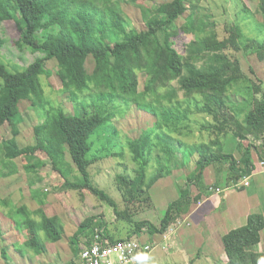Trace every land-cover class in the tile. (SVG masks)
<instances>
[{
  "label": "trees",
  "instance_id": "1",
  "mask_svg": "<svg viewBox=\"0 0 264 264\" xmlns=\"http://www.w3.org/2000/svg\"><path fill=\"white\" fill-rule=\"evenodd\" d=\"M127 1L0 0V52L8 47L9 54H12L8 64L0 58V127L7 122L13 125V136L0 143V175L7 177L19 172L15 161L18 157L37 151L46 152L41 166L37 162L26 163L24 168L31 172L39 166L48 167L61 176L59 189H77L80 192L88 189L107 201L119 220L134 226L128 237H115L103 217H86L70 238L76 257L83 239L90 238L97 226H104L112 240L133 238L134 235L142 239L144 234L149 237L166 234L193 203L202 199L201 194L193 195L191 183L200 186L210 165L214 166L218 177L214 187L222 181L220 176L227 167L226 186L243 190L250 184L245 180L252 174L251 153L255 139L262 141L261 156L264 158V82L260 78L259 81L252 79L237 55L242 50L254 52L264 62V37H245L243 27L237 22L227 24L226 34L221 37L214 19L200 18L191 25L198 38L180 49L175 35L178 29L176 20L188 10V0H165L142 8L146 24L144 30L128 29L126 23L129 20L122 7V3ZM258 6V12L264 19V0H260ZM16 10L20 13L21 35L12 39L6 35L3 25L14 19ZM245 11L250 13L246 8ZM260 26L258 28L263 33L264 26ZM27 46L44 48L46 53L37 54L29 61L17 52L25 51ZM89 56L107 58L113 66V74L95 83L97 92L81 99L83 82L90 81V76L82 72ZM3 57L8 56L5 54ZM13 59L27 62L11 63ZM50 59L58 62L57 72L63 91L73 102L74 112H67L48 100H40L35 93L33 81L47 73V61ZM8 66L16 70L12 71ZM23 66L25 68L19 70ZM141 72L145 75L143 90L139 86ZM236 90L246 92L247 96H242L246 108L230 106L229 97ZM180 92H183V98L179 97ZM198 97L204 105L196 108L213 117L214 123L209 127L216 137L190 144L178 139L172 131L173 128L180 131L181 119L191 110L184 107V102ZM25 98L34 106H40L45 115V142L42 145L21 146L16 138L19 128L14 120ZM203 98L209 102L205 103ZM211 101L228 109L237 122ZM121 108L123 111L128 108L146 111L156 117L152 128L137 138L128 139L137 167L133 175L124 172L116 177L125 208L94 183L90 172L95 162L90 157L93 135L112 122ZM230 139L236 142V147L233 149L231 146V150H227ZM175 147L180 149L177 161L185 170L187 182L178 187L179 196L168 205L160 223L139 218L138 215L156 206L152 188L159 180L172 175L174 162L171 150ZM51 148L65 150L73 164L64 158L55 161L47 153ZM235 149L241 154L239 158L234 153ZM185 152L188 160L182 157ZM195 153L200 156L193 163ZM118 155H124V152ZM152 161L157 166L150 173ZM32 195L41 205L47 202V193L32 189ZM0 202L11 206L9 211H2L12 222L17 227L22 222L31 233V238L26 241L29 247H38L46 252L47 242L63 238L64 225L60 215L49 216L42 207L34 211L26 204L17 208L9 197L0 196ZM36 214H42V218ZM18 215L22 220L17 219ZM263 231L264 212H253L246 224L225 233L221 239L225 264H260L264 259V249H259ZM20 251L23 252L22 249ZM2 253H7L5 247ZM201 254L199 251L197 257ZM6 264L16 263L7 260ZM67 264H76L75 259Z\"/></svg>",
  "mask_w": 264,
  "mask_h": 264
},
{
  "label": "rangeland",
  "instance_id": "2",
  "mask_svg": "<svg viewBox=\"0 0 264 264\" xmlns=\"http://www.w3.org/2000/svg\"><path fill=\"white\" fill-rule=\"evenodd\" d=\"M161 1L165 0H128L127 2H123L122 7L129 20L126 23L128 29H146V24L142 16V8L155 5ZM259 1L260 0H188V10L181 18L176 20L178 29H176L175 35L177 36L176 41L178 42V47L182 49L185 43H189L198 38V34L192 30L191 25L196 23L200 18L214 19L217 23V29L221 37H224L226 34V25L235 22L241 24L244 29L245 37H264V32L262 33V30L258 28L259 24L261 25L260 27L264 26L263 15L261 12H258ZM245 8L248 9L250 13H246ZM19 18L20 13L16 10L14 11V19L5 22L3 25L6 35L12 39H17L21 35ZM258 34H260V36ZM11 45H13V43ZM14 47V49H16V46ZM25 48V51H16L20 55L25 56L29 61H31L33 56L37 54L46 53L44 48L35 49L29 46ZM7 49L8 47L4 48L3 52H0V58L4 63H9V55H12L11 53L9 54ZM244 51L245 50L238 52L237 55L242 61L245 72L255 81H259L260 78L264 82V70H262L264 69V62L259 60L254 52ZM5 54L8 56L7 58L3 57ZM99 58L101 59L89 56L86 65L82 70L84 74L90 76V81L86 84L83 82L84 92L80 95L81 99H87L91 94L97 92L98 89L95 87V83L109 74H113V66L107 58ZM21 62L26 64L27 61L23 62L20 59H13L11 61V63L20 64ZM8 67L12 71L16 70L11 66ZM24 68L25 66L21 67L19 70ZM47 69L48 71L46 74L35 78L33 81L36 95L40 100H48L54 105L63 107L67 112H74L75 106L73 102L69 99L68 94L63 91V85L57 72V60H48ZM139 77V86L140 89L143 90L145 82L144 73L141 72ZM174 85H176V82ZM242 96H247L245 91L236 90L234 93L232 92L229 97L230 106L237 107V109L243 107L246 108V102ZM179 97L183 98V92H180ZM203 100L205 103L208 101L207 98H203ZM188 102L189 104H187ZM188 102H184V107L190 108L191 110L188 111V114L184 119H181L180 131L173 128V135L190 144L210 141L215 138V134L209 127L214 123L213 117L196 108L197 105L199 107L204 105L200 101V98L191 99ZM211 104L223 110L225 114H228L235 121V123L237 122V118L231 114L228 109L219 106L216 101H211ZM14 122L19 128L16 138L21 146L44 144L45 115L40 106H34L29 99H22L20 111L16 115ZM155 122L156 117L146 111H138L132 108L123 111L121 108L117 110L112 122L104 125L93 135V149L90 153V157L94 158L95 162L90 167L92 179L97 186L104 189L112 198H114L122 208H125V202L121 191L118 188L116 177L119 173L124 172L133 175L134 170L137 167L128 146V139L139 137L144 131L152 128ZM10 136H13V125L10 122H7L4 126L0 127V143ZM234 143L236 142L230 139L228 145L229 148L226 147L227 150H231V146L234 149ZM179 150L180 149L177 147L172 148L171 150L173 158L172 163L174 162L172 175L164 178L161 184H156L152 191L156 206L152 209L150 208V210L141 215H138L139 218H148L156 223H160L165 215L168 205L175 200L179 193L178 187H181L187 182L185 170L177 161ZM121 152H124V155H118ZM47 153L50 154L55 161L64 158L66 161L72 163L71 156L63 149L56 150L51 148ZM45 156L46 152L37 151L35 154L27 153L16 158L15 161L19 167V172L7 177L0 175V196L2 198L9 197L17 208L29 203L28 207H31L34 211L37 208L42 207L44 213L49 216L60 215L63 220L62 224L65 225L63 228V238L60 241H57V245H50V248L46 253L47 257H45L50 264H67L66 262L70 260L69 248H71L72 257H75V250L70 245V238L75 234L80 223L88 216L97 215L103 217L107 222V228L115 237L129 236L128 233H131L134 229L133 224L124 220H119L114 208L99 195L94 194L88 189H84L82 192L77 189H59L62 181L59 173L52 171L45 166L40 167L42 164L41 159ZM183 156L185 160L189 159L187 152H185L182 157ZM199 156L198 153H195L192 156V162L194 163ZM35 162L39 163L40 166L34 168L31 172L24 168L26 163ZM156 166L157 163L152 161L150 173H153L151 171H154ZM224 185H227L226 182H224ZM32 188H38L42 193L48 194L47 202L45 204L41 205L34 200ZM211 188L213 191L217 190L214 185ZM191 190L196 196L198 193L197 185L195 186V184L191 183ZM262 197L264 203V196L262 195ZM10 208L11 206H4L0 202V215H2V218H9V221L12 222V219L7 213L2 211H9ZM36 216L42 218V214ZM17 219H19V221L22 220L19 215L17 216ZM183 219L187 220V223H190L187 218L180 217L164 235L157 234L152 237H149V235L146 234L143 235L142 239L147 240L154 245V249L148 260L145 261V264H190L194 259L195 261L191 264H225L226 256L220 244H218V247L215 244L213 249L207 253L203 251L198 257L196 249L190 242L188 243L189 247L181 249V251H171L172 249L168 251L169 232H172V228L177 229L187 226L186 224H183L185 223ZM23 226L22 222L19 227L14 224V231L10 223L2 220V223L0 224V264H6L7 262L6 258L1 255L2 248L5 246L8 247V251L11 253V257L7 258L8 261L10 260L11 262H14L18 260L21 264H40L37 258L39 256H36L33 250V248H36V250L39 248H32L26 244V241L29 240L31 236H28L29 231ZM15 232L19 235L17 238ZM191 234L193 235H189V238H194L195 232H192ZM41 235L44 237L43 232H41ZM262 235V243L259 249H264V232ZM133 238L139 237L134 235ZM15 244L18 245L15 246ZM62 246L65 249V252L61 255V258H59L58 254H55L54 251ZM20 249H23V253L32 251L35 255L33 258L30 257L27 258L26 261H23L24 259H22L21 256L23 253H21ZM175 249L177 250V248ZM14 252H16V255Z\"/></svg>",
  "mask_w": 264,
  "mask_h": 264
},
{
  "label": "crops",
  "instance_id": "3",
  "mask_svg": "<svg viewBox=\"0 0 264 264\" xmlns=\"http://www.w3.org/2000/svg\"><path fill=\"white\" fill-rule=\"evenodd\" d=\"M251 138L253 137L251 136ZM253 143L255 144V146L253 147L251 153L252 155L251 163L253 165L252 174L246 179V181L250 182V184L247 185L246 187L248 189L245 188L243 190H237L235 188L232 187L228 188L227 186H225L224 181L228 175V169L226 167L224 174H221L220 176L222 177V181L216 186V189L220 188L221 191L220 192H218V190L213 191L211 187L217 183L218 177L215 172L214 166L210 165L204 173L203 183H201L200 186H197L198 193L196 195L201 194L202 199L197 203H193L189 211L181 216L182 218H187L188 221H190V223H187V220L183 219L185 222L183 224H186L187 226H183V227L179 226L180 228L177 229L172 228V232H169L168 251L170 249H172L171 251H179V250L181 251V249H185L189 247L188 246L189 242L192 243L193 247L196 249L197 254L199 250L202 252L205 251L207 253L208 251L213 249L215 244L217 245V247L218 244H220L221 248L223 249L221 239L225 233L229 232L233 228L246 224L249 214L253 212H264V208H263L264 203L262 197V195L264 196V166L261 165V161L264 160V158L261 156V153H263V149L261 147L262 141L261 140L256 141L255 139V142ZM234 151L236 157L239 158L241 155L239 150L235 149ZM163 179L159 180L157 182V185L161 184ZM154 187L152 188L151 192L154 190ZM32 189H38V188H32ZM178 196L179 193L177 194L175 199H177ZM27 204L26 205L29 206V203ZM2 220L10 223L12 229H14V224L13 222L9 221V218L8 219L2 218V215H0V224L2 223ZM192 232H195L194 234L195 237L189 238V235L190 236L193 235L191 234ZM15 236L17 238L19 235L15 232ZM28 236L29 237L31 236L30 232ZM57 243L58 242L56 243L50 241L47 242L46 252H42L40 249L36 250V248H33L36 256L37 255L39 256L37 258L40 264H50L45 258L47 257L46 253L48 252L50 245H57ZM16 245L18 244H15V246ZM5 248L7 250V253L6 254L1 253V255L2 257L6 256V260H8L7 258L11 257L10 255L11 253L10 251H8L7 246H5ZM62 248L63 246L59 247L56 251H54L55 254H58L59 258H61V255L64 254L65 252L64 251L65 249L63 248L62 250ZM175 248H177V250ZM69 251H70L69 261H71L75 259L76 256L74 252L75 257L74 258L72 257L71 248H69ZM14 253L16 255V252ZM35 254H33L32 251H28V252H24L23 255L21 256L22 259H24L23 261H26L27 258L30 257L33 258ZM13 263L21 264L19 263L18 260L14 261ZM141 264H145V261Z\"/></svg>",
  "mask_w": 264,
  "mask_h": 264
},
{
  "label": "built area",
  "instance_id": "4",
  "mask_svg": "<svg viewBox=\"0 0 264 264\" xmlns=\"http://www.w3.org/2000/svg\"><path fill=\"white\" fill-rule=\"evenodd\" d=\"M261 165L264 166V160L261 161ZM217 190L221 191L220 188ZM153 249V243L141 238L112 240L104 226H97L90 238L83 239L75 262L76 264H141L145 261L142 256L146 254L149 257Z\"/></svg>",
  "mask_w": 264,
  "mask_h": 264
},
{
  "label": "clouds",
  "instance_id": "5",
  "mask_svg": "<svg viewBox=\"0 0 264 264\" xmlns=\"http://www.w3.org/2000/svg\"><path fill=\"white\" fill-rule=\"evenodd\" d=\"M76 258H77V257H76ZM138 258H140V257H138ZM142 259L145 260V261H147V260H148V256L145 254V255L142 256ZM260 264H264V259H262V260L260 261Z\"/></svg>",
  "mask_w": 264,
  "mask_h": 264
}]
</instances>
